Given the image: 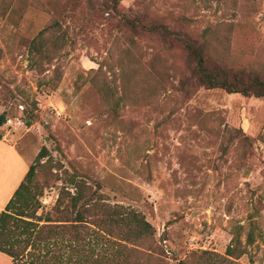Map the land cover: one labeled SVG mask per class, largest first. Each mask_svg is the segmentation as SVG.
<instances>
[{
	"label": "rangeland",
	"instance_id": "obj_1",
	"mask_svg": "<svg viewBox=\"0 0 264 264\" xmlns=\"http://www.w3.org/2000/svg\"><path fill=\"white\" fill-rule=\"evenodd\" d=\"M118 1L0 0V139L35 165L36 216L83 181L139 212L169 264L197 251L264 264V97L204 87L173 35L141 27L186 34L210 66L263 80L264 0ZM6 144L0 203L25 170ZM235 235L244 254L227 262Z\"/></svg>",
	"mask_w": 264,
	"mask_h": 264
},
{
	"label": "trees",
	"instance_id": "obj_2",
	"mask_svg": "<svg viewBox=\"0 0 264 264\" xmlns=\"http://www.w3.org/2000/svg\"><path fill=\"white\" fill-rule=\"evenodd\" d=\"M117 11L118 0H108ZM137 18H125L134 28ZM143 31L174 36L194 61L193 72L201 85L208 89H222L245 97H264V79L254 77L245 81L239 74L208 64L200 46L186 34L170 31L166 26H146ZM44 30L33 39L29 53L41 51ZM31 119L24 122L30 126ZM6 122L5 113L0 114V127ZM43 148L35 162L45 157ZM34 164L29 165L23 181L0 212V253L10 258L11 264H169L155 239V230L145 218L133 209L119 204H108L90 192L83 181L74 183V193L60 194L52 212L38 218L36 187L33 184ZM41 193V192H40ZM253 241L246 236L245 245ZM228 245L226 261L237 260L244 254L237 236ZM218 256L214 252H191L187 259L175 264H208V259ZM219 257V256H218ZM231 258V259H230ZM231 262V261H230ZM209 264H214L210 262Z\"/></svg>",
	"mask_w": 264,
	"mask_h": 264
},
{
	"label": "crops",
	"instance_id": "obj_3",
	"mask_svg": "<svg viewBox=\"0 0 264 264\" xmlns=\"http://www.w3.org/2000/svg\"><path fill=\"white\" fill-rule=\"evenodd\" d=\"M0 142L1 143H5V141L3 139H0ZM7 146H9L10 150L13 152L12 153V157H13V160L18 162V161H21L23 167L25 168V170L23 171V173L21 174V177H19V179L13 183L10 191L8 192L7 196L5 197L4 201L2 203H0V212L3 210L4 206L8 203V201L10 200V198L12 197V195L14 194L15 190L18 188V186L20 185V183L23 181L25 175H26V172L28 170V167H29V162L26 161L17 151L16 149L11 146V145H8L6 144Z\"/></svg>",
	"mask_w": 264,
	"mask_h": 264
}]
</instances>
